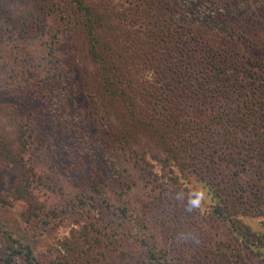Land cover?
I'll list each match as a JSON object with an SVG mask.
<instances>
[{
	"label": "trees",
	"instance_id": "trees-1",
	"mask_svg": "<svg viewBox=\"0 0 264 264\" xmlns=\"http://www.w3.org/2000/svg\"><path fill=\"white\" fill-rule=\"evenodd\" d=\"M130 1L134 5L125 13L110 7L104 0H71L66 5L67 10L57 13L60 26H50L47 30L46 55L38 56L37 61L36 57L27 58L18 62V67L7 68L1 64L0 78L7 81L20 98L30 97L32 101L31 92L39 91L54 119L80 140L82 151L95 163L105 165L107 176L117 179L114 186L119 188L116 194L123 203H129L122 196L129 194L136 172L127 155L140 159L147 146V154L153 151L152 159L161 162V172L167 166L170 172L176 173L171 177L174 180L186 172L187 175L192 173L185 159L199 155L194 159L195 164L202 159L203 168L213 173L216 181L214 185L201 178L198 180L214 203L215 212L227 216V222L232 223L241 236L254 239L264 248V233L249 222L253 217H262L264 207L253 211L233 204L224 215L219 203H228V199L218 190L226 188L242 196L249 187L250 182L246 181L249 173L254 170L264 178V57H240L235 49L239 45L233 35L234 28L220 31L218 25L208 22L211 19H207L204 12L198 13V17L184 13L190 18L188 25L180 22L179 14L173 9L170 13L167 9L158 13L153 21L147 19L146 12H150L151 5L164 1L173 4L175 9L179 4L185 5L182 0ZM40 9L49 15L50 10L57 12L62 8L48 3ZM1 28L0 23V44L4 38ZM64 35L71 36L75 51L80 46L79 51L92 65L87 70L83 89L91 113L105 121L102 141L88 136V121L76 107L75 92L67 87V69L58 65L60 57L54 47L61 43ZM5 38L17 40L12 35ZM174 50H178L179 62L174 60L176 56L172 58ZM47 57L50 63L39 66ZM19 66L24 68L18 69ZM41 68L43 74L36 75V69ZM145 68L155 72L157 81L146 79ZM38 76L43 80L36 81ZM9 106L0 104L1 116L7 120L13 118L12 110L17 119L9 124L25 125L24 116L17 115ZM219 136L222 142H229L230 148L218 145ZM25 141L23 131L16 140L10 138L7 131L0 133V160L23 186L17 193L19 199L25 197L24 181L29 172V157L26 159L23 154ZM137 148L143 149L140 154ZM158 153H163L164 157ZM193 167L191 170H197ZM155 174L156 180L162 182L163 173L161 177L156 171ZM226 176L235 178L229 181ZM238 185L242 186L241 191ZM8 206L0 196V264H44L35 254L36 236L31 229L4 216ZM118 208L122 215H127L126 204ZM70 210L67 208L66 212Z\"/></svg>",
	"mask_w": 264,
	"mask_h": 264
},
{
	"label": "rangeland",
	"instance_id": "rangeland-1",
	"mask_svg": "<svg viewBox=\"0 0 264 264\" xmlns=\"http://www.w3.org/2000/svg\"><path fill=\"white\" fill-rule=\"evenodd\" d=\"M70 1L0 0V23L4 32L0 44V67L1 64L7 68L18 67L17 63L27 58L36 57L37 61L38 56L46 55L47 30L50 26H60L57 13L67 10ZM104 1L125 13L134 5L130 0ZM182 1L185 5L179 4L175 9L173 4L164 1L151 5L150 12L146 10L147 19L153 21L158 13L165 12V9L170 13L173 9L179 14L180 22L188 25L190 18L184 13L190 12L198 17V13L204 12L206 18L211 19L208 22L218 25L220 31L234 28L233 35L239 45L235 49L240 57H264V0ZM48 3H55L62 9L57 12L52 9L46 15L40 8ZM7 35L15 36L17 40L6 39ZM70 37L62 36L61 43L54 47L60 57L58 65L67 69V87L75 92L76 107L88 121V136L102 141L105 121L91 113L83 89L87 70L92 65L79 51L78 44L75 51ZM173 56L179 62L178 50L172 52ZM48 63L47 57L39 66ZM35 73L43 74L42 68L40 71L36 69ZM145 75L149 82L157 81L152 69L146 71L145 68ZM35 80L42 81L43 78L38 76ZM58 82L53 84V89ZM8 84L0 78V104H9L17 115L24 116L25 125L9 124L15 117L17 119L11 110L13 118L8 120L0 114V133L7 131L9 137L16 140L20 131L24 132L27 146L23 154L26 159L29 157V172L24 181L25 197L19 199L17 193L23 186L0 160V196L9 203L4 216L11 222L27 226L36 236L34 251L44 264H264V248L254 239L241 236L232 223L227 222V216L215 212L214 203L198 180L201 178L214 185L216 181L212 178L213 173L203 168L205 162L201 158L203 163L197 160L195 164L194 159L199 155L185 159L192 173L187 175L186 172L174 180L171 177L176 173L170 172L167 166L161 172V162L152 159L153 151L147 154V146L140 159L126 154L136 172L129 194L122 196L129 203H123L121 196L116 194L119 189L114 186L117 179L107 176L105 165L95 163L85 150L82 151L80 140L54 119L39 91L31 92L34 96L31 101L30 97L16 96L17 92ZM219 137L218 145L230 148L229 142H222L223 138ZM70 140L77 142L73 144ZM137 149L139 154L143 150ZM158 155L164 157L163 153ZM193 166L197 170H191ZM155 171L160 177L163 173L162 182L156 180ZM253 171L246 178L250 183L242 196L226 188L218 189L223 198L228 199V203H219L224 215L233 204L253 211L259 206L264 207V178ZM234 178L225 177L229 181ZM236 187L240 189L242 186ZM121 204H126L127 215L121 214L118 208ZM67 208L71 210L66 212ZM46 220L47 225L44 224ZM250 220L254 229L259 227L257 230L264 233V215Z\"/></svg>",
	"mask_w": 264,
	"mask_h": 264
}]
</instances>
